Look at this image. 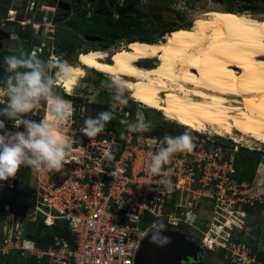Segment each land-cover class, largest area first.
Wrapping results in <instances>:
<instances>
[{
	"label": "rangeland",
	"instance_id": "obj_1",
	"mask_svg": "<svg viewBox=\"0 0 264 264\" xmlns=\"http://www.w3.org/2000/svg\"><path fill=\"white\" fill-rule=\"evenodd\" d=\"M74 1L10 0L9 5L0 3V40L2 41L0 51L15 55L24 43H29L25 50L31 51L37 45L35 43L37 41L39 45L44 43L42 52L37 54L41 59L49 60L50 56H53L55 59L66 60L68 64H76L83 51L99 49L100 43H103L105 38L97 34L95 37L85 35L81 32L82 27L70 26L68 19L75 13V6L71 4ZM115 1L120 3L122 0ZM149 1L140 0L141 13L147 11L146 5ZM162 2L165 4L160 13L162 24L158 25L155 18H142L139 37L150 38L153 41L163 40L167 35L160 33L163 25L171 27L170 29L187 28L195 19L208 16L216 10L246 12L264 18V0H253L252 7L234 0H162ZM84 8L85 6H82L80 10ZM9 10L13 13H9ZM67 11H69L68 15H66ZM116 13L117 10L112 12L114 18ZM55 17L58 21L50 26L51 19ZM34 24H39L38 32H35ZM22 34H29V37H23ZM63 38L75 45L74 51L69 54L62 49L65 46ZM128 44L125 39H121L106 50L112 53L121 47H127ZM110 80L112 79L104 73L87 69L84 77L77 80L69 93L57 84L55 94L71 101L72 104L73 112L66 120L67 123L71 119L76 123L81 117L84 120L88 116L94 117L99 112L114 108V119L110 122H118L126 126L124 121H134L143 113L153 124L152 130L131 134L134 137L138 135L139 143L150 149L161 145L166 136L190 133L195 144L194 149L191 152L175 154L167 164L172 173L176 174L174 179L177 180L179 175L178 178L185 186L173 193V203L168 202L166 211L169 208L174 209V204L178 205L181 211L191 207L197 215L196 228H193L194 237L200 239L207 233L220 243L214 242L212 249L204 248L208 251L205 264H264V144L247 137L235 141L228 135L191 130L177 122L166 120L159 111L135 101L129 90L125 93L128 103L117 104L112 99L113 89L107 86ZM64 94L69 95V98H65ZM218 139L221 140L220 143H217ZM230 157L233 173L228 172L229 174L225 175L220 172L223 175L220 178L222 183L221 187L217 188L214 186L216 181L213 176H216L220 163L223 165L225 162H230ZM187 169L193 170V176H189ZM203 169L207 177H210L206 180L208 185L205 188L199 181ZM226 170L227 168H224V171ZM33 178L30 168L21 167L15 178L0 181L2 185L0 186V230L8 219L5 206H8L9 211L14 215L30 217L32 205L29 200L33 192ZM13 179L17 182L15 188ZM222 244H225L224 247L221 246ZM242 247H246L245 254ZM221 249L225 251L223 256L219 255ZM237 255H244V260L237 259L239 257ZM0 264L35 263L14 252L9 259H4L0 255Z\"/></svg>",
	"mask_w": 264,
	"mask_h": 264
},
{
	"label": "built area",
	"instance_id": "obj_2",
	"mask_svg": "<svg viewBox=\"0 0 264 264\" xmlns=\"http://www.w3.org/2000/svg\"><path fill=\"white\" fill-rule=\"evenodd\" d=\"M9 13L13 11L9 10ZM33 28L38 32L40 26L34 24ZM43 45H35L31 52L41 53ZM49 60L56 59L50 56ZM4 99L3 92H0V101ZM48 111V105H38L31 118L47 119ZM84 120L81 117L76 123L72 119L60 123V134L70 137L71 144V162L64 169L60 172L30 169L34 176L29 200L32 205L30 217L14 215L5 206L8 219L0 230V253L18 252L37 264H134L143 237L157 221L174 226L183 223L186 235L196 239L193 228H196L197 215L191 207L181 211L174 204V209L166 211L173 193L185 186L178 178L180 176L174 179L176 174L172 173L168 163L158 176H153L146 168L149 152L157 150L160 145L150 149L139 143L138 135L134 137L126 133L127 138L121 146L113 131L107 129L88 138L80 131ZM5 124L8 129L16 130L12 121L5 120ZM231 160L230 157V162L220 163L216 176H213L217 188L221 187V173H233ZM187 170L189 176H193V170ZM204 170L199 178L203 188L210 179ZM167 181L171 182L168 186ZM203 194L206 196V192ZM146 215L151 222L143 227L139 223ZM38 220L48 226L59 220L65 222L72 243L62 236H54L49 245H38L35 242ZM27 222L36 223L33 238L26 236ZM199 240L206 249H212L216 242L207 233ZM242 249L245 254L246 247ZM247 253L250 258L249 251ZM237 256V259L244 260V255Z\"/></svg>",
	"mask_w": 264,
	"mask_h": 264
},
{
	"label": "bare ground",
	"instance_id": "obj_3",
	"mask_svg": "<svg viewBox=\"0 0 264 264\" xmlns=\"http://www.w3.org/2000/svg\"><path fill=\"white\" fill-rule=\"evenodd\" d=\"M70 65V78L57 82L66 93L93 69L123 79L135 101L166 120L264 144V18L216 10L163 40L90 49Z\"/></svg>",
	"mask_w": 264,
	"mask_h": 264
},
{
	"label": "clouds",
	"instance_id": "obj_4",
	"mask_svg": "<svg viewBox=\"0 0 264 264\" xmlns=\"http://www.w3.org/2000/svg\"><path fill=\"white\" fill-rule=\"evenodd\" d=\"M5 72L0 92L5 99L0 101V181L15 178L21 167L33 171L47 170L60 172L70 163V137L60 134V123L72 115L71 101L55 94L58 81H67L72 73V66L66 60H43L35 52L20 48L18 54L4 57ZM113 89L112 99L117 104H127L126 82L123 79L110 80L107 85ZM49 106L47 119H32L33 110L38 105ZM114 108L88 116L84 120L81 133L94 138L104 132L114 119ZM5 120L13 122L8 129ZM127 133H144L153 128L143 113L134 121H124ZM23 130H19V129ZM121 132V139H126ZM195 147L188 132L178 136H166L160 147L149 152L146 168L153 176L161 174L164 165L177 153L191 152ZM111 155V153H110ZM167 181L166 186L170 185ZM2 186V185H0ZM168 226L157 221L148 231L149 243L164 247L172 242L164 235Z\"/></svg>",
	"mask_w": 264,
	"mask_h": 264
},
{
	"label": "trees",
	"instance_id": "obj_5",
	"mask_svg": "<svg viewBox=\"0 0 264 264\" xmlns=\"http://www.w3.org/2000/svg\"><path fill=\"white\" fill-rule=\"evenodd\" d=\"M126 2H129L131 0H125ZM139 2V0H136ZM0 3H4L6 5H9L10 0H0ZM147 11L142 12L137 19H132L128 17H123L120 16L118 18L112 17V15L109 13L105 14H95L94 17L87 18L86 17V11L80 10V7L76 6L74 11L75 13L72 14L68 22L70 26L75 27V28H83V32L85 35H92L95 37V35L102 36L105 38V41L103 43H100L99 49L101 50H106L107 47H109L112 44H115L117 41L121 39H125L128 43H132L134 41H140V42H152L150 38H143L139 37L138 33L141 31V19L142 18H148V19H156V23L158 25L162 24V15L160 14L161 11L164 9V2L162 0H150L147 3ZM101 8V7H100ZM68 12H66V15H68ZM58 19L55 17L53 18V22L56 23ZM155 23V24H156ZM171 27H166L163 25L160 29V33L163 35L170 34L174 31H177L178 28H173L170 29ZM23 37H29V34H22ZM63 43L65 44L62 49L66 50L67 54L70 52L74 51L75 45L73 42H69L67 39L63 38L62 39ZM36 44H39L37 41L35 42ZM29 43H24L22 48L26 49L27 45ZM86 52V51H83ZM10 55L8 52L5 51H0V83L2 84L4 77L7 75L5 72V67L6 65L4 64V57ZM65 98H69V95L64 94ZM73 99V98H72ZM77 100V99H75ZM74 102V101H73ZM126 126H123L122 124H119L118 122H109L107 125V130H112L116 139L120 143V145H124L125 140L121 139V132H125ZM127 132H125L126 135ZM221 140L218 139L217 143H220ZM173 201V200H172ZM171 201V202H172ZM170 202V203H171ZM173 203V202H172ZM171 206V204H170ZM151 220L149 217L146 215L143 217L140 221L141 226H147L150 224ZM178 228L182 229L185 231V225L183 223H180ZM54 236H62L65 239H67L69 242L72 243L71 241V232L67 229L65 222L59 220L56 221L53 225L48 226L43 223V221L38 220L37 221V228H36V233H35V242L38 245H43L47 246L49 245ZM198 243H200V240L198 238L195 239ZM224 250L221 249L219 255L223 256L224 255ZM12 253L10 254H1L0 255L4 259H9ZM28 261H32L31 259H27Z\"/></svg>",
	"mask_w": 264,
	"mask_h": 264
},
{
	"label": "water",
	"instance_id": "obj_6",
	"mask_svg": "<svg viewBox=\"0 0 264 264\" xmlns=\"http://www.w3.org/2000/svg\"><path fill=\"white\" fill-rule=\"evenodd\" d=\"M168 226L164 235L170 236L172 242L164 247H157L143 237L137 250L134 264H202L204 248L194 238L186 235L185 231L177 226L163 221ZM36 223L27 222L26 236L34 237Z\"/></svg>",
	"mask_w": 264,
	"mask_h": 264
},
{
	"label": "flooded vegetation",
	"instance_id": "obj_7",
	"mask_svg": "<svg viewBox=\"0 0 264 264\" xmlns=\"http://www.w3.org/2000/svg\"><path fill=\"white\" fill-rule=\"evenodd\" d=\"M234 1H240L242 4L247 5L248 7H252L251 4L253 3V0H234ZM71 4H74L75 7L79 6L80 8L82 6H85V8L82 10L86 11V16L90 18L94 17L95 14L101 15L105 13H108V14L110 13L112 15V12L115 10H117V13H116L117 15L115 18L123 16V17H128V18L138 20L141 14L140 0L139 2L136 0H131L129 2L122 0L120 3L116 2L115 0H75ZM176 15L178 16V13H176ZM0 44H2L1 40H0ZM16 186H17V182L14 180L13 187L15 188ZM207 252L208 251L205 250V253L202 257V264H205V262L207 261V257H208Z\"/></svg>",
	"mask_w": 264,
	"mask_h": 264
},
{
	"label": "crops",
	"instance_id": "obj_8",
	"mask_svg": "<svg viewBox=\"0 0 264 264\" xmlns=\"http://www.w3.org/2000/svg\"><path fill=\"white\" fill-rule=\"evenodd\" d=\"M33 263L37 264L36 262L33 261Z\"/></svg>",
	"mask_w": 264,
	"mask_h": 264
}]
</instances>
